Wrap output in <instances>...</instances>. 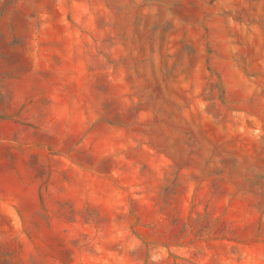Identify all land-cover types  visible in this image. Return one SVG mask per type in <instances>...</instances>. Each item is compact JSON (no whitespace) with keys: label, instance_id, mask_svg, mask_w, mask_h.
Listing matches in <instances>:
<instances>
[{"label":"rangeland","instance_id":"rangeland-1","mask_svg":"<svg viewBox=\"0 0 264 264\" xmlns=\"http://www.w3.org/2000/svg\"><path fill=\"white\" fill-rule=\"evenodd\" d=\"M0 264H264V0H0Z\"/></svg>","mask_w":264,"mask_h":264}]
</instances>
